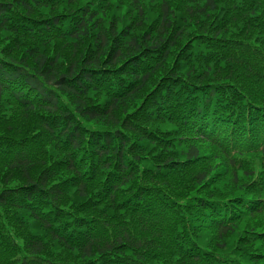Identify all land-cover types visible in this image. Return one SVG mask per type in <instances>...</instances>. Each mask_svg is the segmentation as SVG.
<instances>
[{"label": "trees", "instance_id": "1", "mask_svg": "<svg viewBox=\"0 0 264 264\" xmlns=\"http://www.w3.org/2000/svg\"><path fill=\"white\" fill-rule=\"evenodd\" d=\"M0 264H264V0H0Z\"/></svg>", "mask_w": 264, "mask_h": 264}, {"label": "rangeland", "instance_id": "2", "mask_svg": "<svg viewBox=\"0 0 264 264\" xmlns=\"http://www.w3.org/2000/svg\"><path fill=\"white\" fill-rule=\"evenodd\" d=\"M39 41H41V38H39ZM57 47L60 48V44H58ZM48 48H49L50 50H52V51H57V50H56V47L52 46L51 44L49 45Z\"/></svg>", "mask_w": 264, "mask_h": 264}]
</instances>
